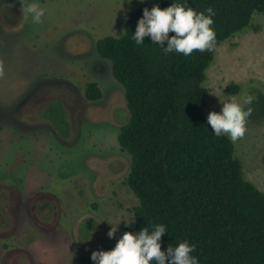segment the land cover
Segmentation results:
<instances>
[{"label":"rangeland","instance_id":"obj_1","mask_svg":"<svg viewBox=\"0 0 264 264\" xmlns=\"http://www.w3.org/2000/svg\"><path fill=\"white\" fill-rule=\"evenodd\" d=\"M156 1L0 0V201L6 202L0 264H75L78 256L90 258L101 251L111 226L119 223L114 236L131 228L138 201L124 185L129 156L116 142L128 113L122 87L112 78L109 63L96 55L94 43L120 36L129 13ZM21 2L37 3L44 10L43 22L25 19ZM86 82L97 84L101 98L88 104L66 97L69 138L56 137L60 135L44 111L32 117L33 108L27 110L28 100L37 95L39 100L60 92L81 95ZM228 85L237 87L234 94L225 92ZM203 87L206 118L220 113L228 100L241 102L244 92L256 98V90L264 97V14L253 15L247 29L216 46ZM76 107L84 120L76 118ZM246 127L244 138L232 142V156L241 178L264 193V117L247 121ZM90 158L109 159V171L116 170L111 178L99 174L94 190L92 172L86 169ZM38 195H45L43 202L51 200L57 225L39 226L27 217ZM85 218L95 223V231L81 241L79 230L86 232L87 224L80 220Z\"/></svg>","mask_w":264,"mask_h":264},{"label":"trees","instance_id":"obj_2","mask_svg":"<svg viewBox=\"0 0 264 264\" xmlns=\"http://www.w3.org/2000/svg\"><path fill=\"white\" fill-rule=\"evenodd\" d=\"M172 4L205 15L212 8L216 46L247 29L253 15L264 14V0H157L129 13L120 36L95 41L96 55L109 63L123 90L128 119L116 142L129 156L124 185L138 201L131 228L108 237L101 251L112 250L125 232L147 228L151 234L163 225L162 251L187 242L195 247L190 255L198 264H264V193L241 178L232 142L226 135L217 137L204 115V71L213 51L165 55L167 42L161 47L146 37L137 45L133 39L143 9ZM236 90L225 88L227 94ZM254 91L253 103L243 106L253 109L250 122L264 117V97ZM81 94L86 102L101 98L95 82L84 83ZM42 113L67 137L68 122L58 101ZM75 264H90V258L80 255Z\"/></svg>","mask_w":264,"mask_h":264},{"label":"clouds","instance_id":"obj_3","mask_svg":"<svg viewBox=\"0 0 264 264\" xmlns=\"http://www.w3.org/2000/svg\"><path fill=\"white\" fill-rule=\"evenodd\" d=\"M143 2V0H139ZM131 3V0H129ZM22 5V14L25 19L31 16L35 24L42 23L44 10L37 4ZM204 12H196L191 7L181 4H172L161 9L153 6L151 10L143 9L142 18L138 20L133 39L137 45H142L144 39L149 37L154 44L163 47L165 55L175 51L176 53L190 56L194 51L201 53L214 51L216 48V33L212 28V17L215 12L207 8ZM170 33H173L171 37ZM4 76L3 61H0V78ZM254 97L247 92L242 93L241 102L234 98L223 104L220 113L210 112L207 123L213 133L219 137L227 135L231 142L235 143L244 138L247 132V119L253 109L244 105H251ZM132 221L131 223H133ZM131 223H126L129 226ZM119 224V223H118ZM117 225L111 226L107 236L111 239L117 231ZM166 233L165 226L156 225L154 231L149 234L147 228L140 230L138 234L125 232L110 251H93L90 259L94 264H198L197 258L190 255L195 251L194 246L187 242L180 243L177 247H168L167 251L161 250L159 241Z\"/></svg>","mask_w":264,"mask_h":264},{"label":"flooded vegetation","instance_id":"obj_4","mask_svg":"<svg viewBox=\"0 0 264 264\" xmlns=\"http://www.w3.org/2000/svg\"><path fill=\"white\" fill-rule=\"evenodd\" d=\"M15 18V17H14ZM14 19L12 18V21ZM88 83V82H86ZM61 94H58L54 97H51L48 95V97L46 98H41L40 100L37 99L40 95H37V97H34L33 100H28L29 102V108L27 110H30L31 108H33V111H32V117H36V116H42V110H44L48 103H50L51 101H58L63 110L65 111V116L67 118V122H68V127H69V131H68V135L67 137H61V136H56L58 139H66V138H69L71 133H72V130H71V124L69 122V119H68V116L69 115V110L67 109V106H66V102L69 100V99H72V102H73V99L76 98V96L78 97L77 99L83 101L84 103H88V104H92V102H86L83 97H82V94H78L77 92L74 93V95H69L68 93H64V92H60ZM69 96L70 98L67 99L66 97ZM32 97V96H31ZM29 97V99L31 98ZM23 106H24V103H23ZM105 112V111H104ZM74 113L76 115V118L77 119H82L84 120L81 115V112L79 110L78 107H76L74 109ZM31 117V118H32ZM86 121H90L87 117V120ZM48 129H51V126L48 124V123H44ZM52 130V129H51ZM79 130V129H78ZM54 132V131H52ZM55 133V132H54ZM109 159H105V160H96L94 158H90L89 161H87V165H86V169H88V171H90L91 175H92V183H91V187L93 188V190L95 189V185L97 184V182H99V178H100V175L99 174H102L105 176V178H111L113 173H116V170H111L109 171L111 168H112V165L109 163L108 161ZM89 162H95V165H90ZM122 170V169H120ZM128 171V169H127ZM118 172V171H117ZM95 173V174H93ZM127 174V173H126ZM126 176V175H125ZM99 186V185H98ZM95 194H101V193H97V192H94ZM45 196V195H38V197L32 201V203L29 205L30 206V210L32 208V210L30 211V214L27 215V217L30 219H34V222L37 224V225H43V226H51V225H57L58 223V216L56 215L55 217H51L53 213H55L56 209L55 207L50 203L51 200H49V203L47 201L43 202L42 201V197ZM2 202H3V199H2ZM6 202H3V205L0 201V220L1 222H4L5 219L2 218V215L3 213L5 212V208H4V205H5ZM49 214V216H48ZM80 221H82V223H86V232L84 234H81L80 230L81 227H80ZM79 221V225L76 224L78 221H76L74 224L77 225V228L76 230H79V236H80V240H85L88 238V235L91 234V232L95 231L94 229V222L91 220V219H81ZM40 222V223H39ZM24 223V222H23ZM74 227H76L74 225ZM2 224L0 225V234L2 233ZM85 229V228H84ZM88 234V235H87ZM82 235V237H81Z\"/></svg>","mask_w":264,"mask_h":264}]
</instances>
